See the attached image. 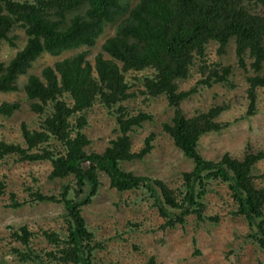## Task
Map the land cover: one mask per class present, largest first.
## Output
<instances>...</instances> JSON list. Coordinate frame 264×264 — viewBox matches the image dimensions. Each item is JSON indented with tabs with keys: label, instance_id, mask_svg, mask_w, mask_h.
<instances>
[{
	"label": "trees",
	"instance_id": "1",
	"mask_svg": "<svg viewBox=\"0 0 264 264\" xmlns=\"http://www.w3.org/2000/svg\"><path fill=\"white\" fill-rule=\"evenodd\" d=\"M114 22L113 34L90 53L105 25ZM15 25L23 30L25 42L7 62H0V92L22 91L33 119L20 123L19 141L0 139V160L45 161L50 166L48 178L66 179L53 193L29 189L21 201L10 194L9 208L48 201L61 203L66 211L63 231L40 229L46 242L40 248L34 244L38 234L26 224L16 228L6 224L7 244L16 260L94 264L95 252L103 244L81 212L96 196L103 173L117 193H132V203L154 208L163 220L162 229L183 225L188 216L216 223L218 216L206 212V196L213 182L225 184L227 213L244 219L245 239L262 251L264 264V183H257L253 173L256 163L264 159V149L247 151L239 158L224 153L218 161L203 157L197 149L200 137L227 127L217 118L227 105H212L187 117L181 102L195 88L178 85L193 69L203 86L225 81L231 66L208 62L205 51L209 42H215L221 55L232 41L238 66L250 71L245 76V115L254 114L257 91L264 88V0H137L133 4L127 0H0V44L14 46ZM77 48L37 74L28 73L42 54L58 56ZM22 75L26 78L19 85ZM138 80L143 99L165 96L173 113L162 130L193 163L174 186L121 167L122 162L141 160L152 149V134L136 150L128 134L150 119L138 109L137 114L130 113L128 101L137 95L134 82ZM95 105L115 118L119 131L101 151L87 149L90 139L84 132L86 114ZM19 108V100H0V116L9 117ZM4 187L2 176L0 196Z\"/></svg>",
	"mask_w": 264,
	"mask_h": 264
},
{
	"label": "rangeland",
	"instance_id": "2",
	"mask_svg": "<svg viewBox=\"0 0 264 264\" xmlns=\"http://www.w3.org/2000/svg\"><path fill=\"white\" fill-rule=\"evenodd\" d=\"M136 1L127 0L129 4ZM115 25L116 22L105 25L103 33L89 48L90 53L99 50L104 39L113 34ZM11 35L15 36L14 46L1 42L0 62H7L25 42L23 30L18 26H14ZM216 46L215 42H209L205 56L208 62L218 60L223 66H231V73L225 81L210 87L203 86L199 83L200 74L194 69L185 79L178 80L179 88H195V92L181 102L185 116H192L212 105H227L217 117L219 121L228 123L227 127L202 135L197 145L199 153L212 161H218L224 153L239 158L247 151L264 149V88L257 91L255 113L246 116L245 76L250 71L238 66L232 41L221 55H217ZM80 48L64 51L58 56L44 53L32 63L28 73L37 74L42 67ZM25 78L26 75L19 77V85ZM134 89L137 95L128 101L130 113L137 114L138 109L148 114L150 119L134 127L128 133L129 138L136 150L141 148L144 138L152 134V149L141 160L122 162L121 167L135 175L151 176L174 186L180 180L181 172L190 170L193 163L162 130V124L170 122L173 110L162 94L143 99L141 80L134 82ZM0 100H19L21 103V108L11 116H0V139L19 141L20 123H29L33 119L24 93L0 92ZM86 117L88 122L84 132L90 139L87 149L101 151L108 144V139L119 134L115 118L99 105L89 110ZM49 170L50 166L45 161L24 163L12 159L0 160V178L4 176L5 182L4 193L0 196V264H33L20 262L10 254L6 224L13 228L26 224L38 234V238L34 239L36 248L46 243L40 229L63 231L66 211L61 203L40 201L15 208L7 207L11 202V193L21 201L27 198L29 189L39 190L43 194L56 192L66 179L48 178ZM253 173L256 182L263 184L264 159L256 163ZM99 179L101 183L96 196L89 204L82 206L81 212L95 239L103 244V249L95 252L94 264H261L262 251L245 239L247 225L244 219L229 217L227 213L229 196L225 184L213 182L206 196V212L218 216L216 223L198 222L188 216L185 224L162 229L160 224L163 220L154 208L144 203H132V193H117L109 187L105 174H99Z\"/></svg>",
	"mask_w": 264,
	"mask_h": 264
}]
</instances>
